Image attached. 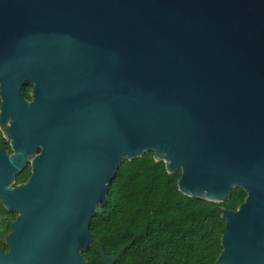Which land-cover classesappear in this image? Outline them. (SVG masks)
Wrapping results in <instances>:
<instances>
[{
  "label": "water",
  "instance_id": "obj_1",
  "mask_svg": "<svg viewBox=\"0 0 264 264\" xmlns=\"http://www.w3.org/2000/svg\"><path fill=\"white\" fill-rule=\"evenodd\" d=\"M0 95L16 149L0 194L19 211L0 264H88L109 184L149 151L189 196L242 187L218 264H264V0H0Z\"/></svg>",
  "mask_w": 264,
  "mask_h": 264
},
{
  "label": "trees",
  "instance_id": "obj_2",
  "mask_svg": "<svg viewBox=\"0 0 264 264\" xmlns=\"http://www.w3.org/2000/svg\"><path fill=\"white\" fill-rule=\"evenodd\" d=\"M23 93L30 97V88ZM180 176L153 151L125 159L92 218L95 243L82 253L88 264H104L103 252L112 264H218L221 209H237L247 193L235 187L226 201H208L184 194Z\"/></svg>",
  "mask_w": 264,
  "mask_h": 264
},
{
  "label": "flooded vegetation",
  "instance_id": "obj_3",
  "mask_svg": "<svg viewBox=\"0 0 264 264\" xmlns=\"http://www.w3.org/2000/svg\"><path fill=\"white\" fill-rule=\"evenodd\" d=\"M28 86L30 88V97L25 98L29 101L33 99V87L34 83L27 82L24 87ZM1 105H2V98L0 99V114H1ZM1 121V120H0ZM10 121L7 123H1L0 122V149L5 150L6 157L11 158L13 154L16 153V149L14 147V137L10 135L9 127H10ZM42 152V145L40 144L33 154H28L26 160L23 163V166L21 167L19 172L13 173L14 179L9 185L11 188H15L18 185L26 183L30 177L33 175L34 172V160L36 157ZM19 215V211L17 209L8 208L6 207L2 195L0 194V229L1 230H7L4 239L5 244H2V241L0 240V251L9 252L11 250L10 245L8 244V237L9 234L13 230V222L17 219Z\"/></svg>",
  "mask_w": 264,
  "mask_h": 264
},
{
  "label": "rangeland",
  "instance_id": "obj_4",
  "mask_svg": "<svg viewBox=\"0 0 264 264\" xmlns=\"http://www.w3.org/2000/svg\"><path fill=\"white\" fill-rule=\"evenodd\" d=\"M2 97H1V95H0V99H1ZM6 232H7V230H1L0 229V240L2 241V244H5V239H4V236H5V234H6Z\"/></svg>",
  "mask_w": 264,
  "mask_h": 264
}]
</instances>
